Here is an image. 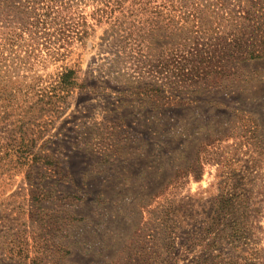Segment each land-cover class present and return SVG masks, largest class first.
Wrapping results in <instances>:
<instances>
[{"label": "rangeland", "instance_id": "obj_1", "mask_svg": "<svg viewBox=\"0 0 264 264\" xmlns=\"http://www.w3.org/2000/svg\"><path fill=\"white\" fill-rule=\"evenodd\" d=\"M75 2L93 30L38 68L47 81L72 68L75 86L56 112L0 122V264H264V56L155 102L106 71L99 1ZM19 146L32 167L15 164ZM184 201L196 214L170 236L167 211Z\"/></svg>", "mask_w": 264, "mask_h": 264}, {"label": "trees", "instance_id": "obj_2", "mask_svg": "<svg viewBox=\"0 0 264 264\" xmlns=\"http://www.w3.org/2000/svg\"><path fill=\"white\" fill-rule=\"evenodd\" d=\"M75 1L0 0V122L13 108L20 123L23 117L33 123L42 112H56L57 102L75 86L72 68L64 67L48 81L38 72L50 62L65 60L71 46L84 44L93 30L87 15L72 14ZM98 1L91 18L107 25L106 71H113L124 90L155 102L167 92L185 96L215 87L231 78L235 65L264 56V21L258 14L264 0H254L250 8L233 0ZM21 129L19 135L10 134L18 145ZM19 147L16 151L23 155L15 164L32 167L36 155L29 158L32 154ZM189 209L196 214L188 201L170 205V236L187 226ZM192 234L195 241V228Z\"/></svg>", "mask_w": 264, "mask_h": 264}]
</instances>
